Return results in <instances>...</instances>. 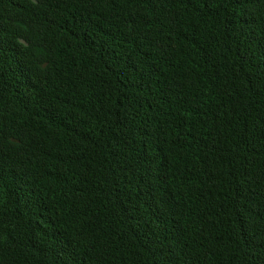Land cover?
<instances>
[{
    "label": "trees",
    "instance_id": "1",
    "mask_svg": "<svg viewBox=\"0 0 264 264\" xmlns=\"http://www.w3.org/2000/svg\"><path fill=\"white\" fill-rule=\"evenodd\" d=\"M0 264H264V0H0Z\"/></svg>",
    "mask_w": 264,
    "mask_h": 264
}]
</instances>
